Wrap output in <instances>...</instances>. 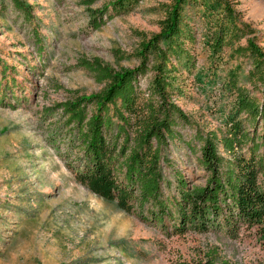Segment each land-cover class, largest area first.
Here are the masks:
<instances>
[{
    "label": "rangeland",
    "instance_id": "1",
    "mask_svg": "<svg viewBox=\"0 0 264 264\" xmlns=\"http://www.w3.org/2000/svg\"><path fill=\"white\" fill-rule=\"evenodd\" d=\"M20 1L30 5V16L13 0H0V98H5L0 105V264H264L258 227L242 226L230 235L173 233L169 225L142 220L100 195L70 167L75 157L67 159L69 127L57 104L93 96L108 85L83 62L99 61L114 71L138 66L140 45L160 31L171 0H138L110 19L108 13L98 14L109 0ZM229 1L264 51V0ZM184 12L194 31L189 47L196 67L176 72L172 99L193 125L180 132L185 140L196 127L220 137L236 96L227 83L229 71L235 70L237 86L258 101L261 87L247 74L249 59L232 55L229 47L210 63L208 22L200 7ZM96 18L106 23L95 29ZM239 43L244 45L245 38ZM152 58L147 57L148 66ZM152 74L149 70L138 79L142 97ZM240 117L248 121L246 114ZM250 130L263 133L264 120L259 117ZM218 151L227 155L221 144ZM242 151L248 155V145ZM259 153L264 157V144ZM198 156L182 140L169 143L162 153L168 160L163 164L170 184L166 192H175V170L188 187L205 183ZM259 180L264 185L262 175Z\"/></svg>",
    "mask_w": 264,
    "mask_h": 264
},
{
    "label": "trees",
    "instance_id": "2",
    "mask_svg": "<svg viewBox=\"0 0 264 264\" xmlns=\"http://www.w3.org/2000/svg\"><path fill=\"white\" fill-rule=\"evenodd\" d=\"M13 1L26 16L31 15L30 5ZM85 1L91 4L96 0ZM137 1L109 0L98 14L103 17L108 13L110 19L129 11ZM171 2L165 8L160 31L140 45L138 66L114 71L99 61L83 62L108 85L93 96L57 104L69 127L67 159L75 157L68 162L78 178L100 195L115 200L121 209L142 220L169 225L173 233L213 230L230 235L248 226L258 227L264 235V185L259 180L260 175L264 177V157L259 153L264 132L256 135L250 130L259 117L264 120V51L252 35L253 29L238 18L229 0ZM194 6L200 7L201 16L210 26L205 39L209 62L216 63L225 46L234 56H246L251 65L247 74L258 82L262 95L260 101L249 96L237 86L235 70H230L227 83L236 96L222 136L196 127L185 140L180 128L192 125V121L172 96L177 88L176 72L183 68L191 73L196 67L189 47L195 41L194 31L184 14L186 8ZM105 23V19L96 18L94 28ZM242 38L244 45L239 43ZM148 56L153 57L151 66L145 63ZM149 70L153 74L142 97L138 79ZM4 100L0 98V105ZM242 114H246L248 123L243 122ZM175 139L182 140L191 153L199 151L197 161L206 179L203 185L188 187L175 170L176 187L171 194L165 191L163 164L168 160L162 153ZM218 144L226 156L218 151ZM247 145L248 155L242 151Z\"/></svg>",
    "mask_w": 264,
    "mask_h": 264
}]
</instances>
